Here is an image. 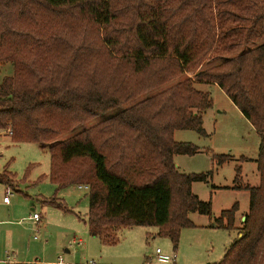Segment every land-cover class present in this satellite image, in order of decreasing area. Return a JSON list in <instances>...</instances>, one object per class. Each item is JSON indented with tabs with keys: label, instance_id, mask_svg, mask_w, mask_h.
I'll return each mask as SVG.
<instances>
[{
	"label": "trees",
	"instance_id": "obj_1",
	"mask_svg": "<svg viewBox=\"0 0 264 264\" xmlns=\"http://www.w3.org/2000/svg\"><path fill=\"white\" fill-rule=\"evenodd\" d=\"M262 39L264 0H0V64L14 66L0 83V131L49 145L58 190L89 187L92 236L112 244L122 228L156 226L177 247L182 229L194 226L191 213L212 217L211 202L193 191L212 172L179 171L175 155L199 147L175 132L207 135L213 100L196 83L217 84L260 135V183L241 184L238 167L233 188L249 191V211L241 235L212 264H264ZM230 157L213 154L218 165ZM238 209L211 226L235 229Z\"/></svg>",
	"mask_w": 264,
	"mask_h": 264
},
{
	"label": "rangeland",
	"instance_id": "obj_2",
	"mask_svg": "<svg viewBox=\"0 0 264 264\" xmlns=\"http://www.w3.org/2000/svg\"><path fill=\"white\" fill-rule=\"evenodd\" d=\"M260 43H264V39L255 45ZM13 73L12 63L0 64V83ZM168 85L143 94L122 108ZM196 88L209 92L213 100V106L204 114L207 135L195 130H177L176 141L195 144L199 151L195 155L178 154L175 161H178L182 173L212 172L208 181L193 184L194 193L203 201L211 202L212 217L191 213L194 226L182 229L177 247L169 237L159 235V227L156 226L122 228L117 232L116 243L105 244L101 238L90 234L86 223L90 206L88 190L78 185L58 190L51 181L49 145L42 147L35 142H14L10 134L0 131V176L9 183L0 182V264L40 260L46 264H57L60 259L65 264H161L156 260L157 249L175 259L168 264H212L221 261L227 248L241 235L239 227L243 220L239 216L247 213L250 207L249 191L233 188L237 169L241 167V184L259 185L257 159L261 138L219 86L196 83ZM104 118H95L58 140L68 138ZM213 154L231 157L223 165H218ZM54 199L65 208L52 204ZM235 204L239 206L235 229L211 226L215 217ZM34 213L39 215V220L31 219Z\"/></svg>",
	"mask_w": 264,
	"mask_h": 264
},
{
	"label": "built area",
	"instance_id": "obj_3",
	"mask_svg": "<svg viewBox=\"0 0 264 264\" xmlns=\"http://www.w3.org/2000/svg\"><path fill=\"white\" fill-rule=\"evenodd\" d=\"M78 186L81 189L89 190V187L87 185H78ZM6 199L8 200L9 198L6 197ZM31 219H33V220L36 221V220H39L40 217H39V215L37 213H34L32 215V217H31ZM156 260H157L158 263H161V264H168V263L175 262V259L173 257H171L170 255L163 254L162 251H161V249H157L156 250ZM57 264H65V263L63 262L62 259H60L57 262ZM90 264H95V263L94 262H91Z\"/></svg>",
	"mask_w": 264,
	"mask_h": 264
},
{
	"label": "crops",
	"instance_id": "obj_4",
	"mask_svg": "<svg viewBox=\"0 0 264 264\" xmlns=\"http://www.w3.org/2000/svg\"><path fill=\"white\" fill-rule=\"evenodd\" d=\"M214 85H217V84H214ZM218 86V85H217ZM176 156V155H175ZM174 160H175V157H174ZM175 163H176V166L178 167V169H180V166H179V164H178V161H175ZM245 214L246 213H242L240 216H239V219L242 221L243 220V218H244V216H245ZM237 217V216H236ZM36 262H41V263H43L41 260L40 261H36ZM95 263V262H94ZM46 264V263H45ZM53 264H55V263H53Z\"/></svg>",
	"mask_w": 264,
	"mask_h": 264
},
{
	"label": "water",
	"instance_id": "obj_5",
	"mask_svg": "<svg viewBox=\"0 0 264 264\" xmlns=\"http://www.w3.org/2000/svg\"><path fill=\"white\" fill-rule=\"evenodd\" d=\"M243 220H245V217L243 218Z\"/></svg>",
	"mask_w": 264,
	"mask_h": 264
}]
</instances>
